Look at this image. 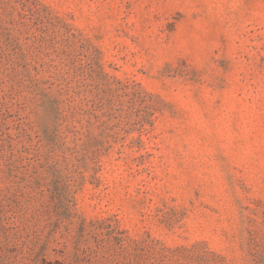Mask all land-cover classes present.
I'll list each match as a JSON object with an SVG mask.
<instances>
[{"label":"rangeland","instance_id":"rangeland-1","mask_svg":"<svg viewBox=\"0 0 264 264\" xmlns=\"http://www.w3.org/2000/svg\"><path fill=\"white\" fill-rule=\"evenodd\" d=\"M0 264H264V0H0Z\"/></svg>","mask_w":264,"mask_h":264}]
</instances>
